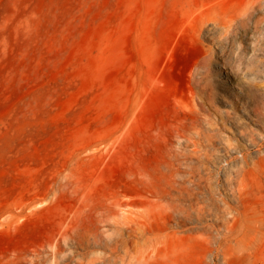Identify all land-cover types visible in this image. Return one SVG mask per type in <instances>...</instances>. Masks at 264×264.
<instances>
[{
    "label": "rangeland",
    "instance_id": "obj_1",
    "mask_svg": "<svg viewBox=\"0 0 264 264\" xmlns=\"http://www.w3.org/2000/svg\"><path fill=\"white\" fill-rule=\"evenodd\" d=\"M0 264H264V0H0Z\"/></svg>",
    "mask_w": 264,
    "mask_h": 264
},
{
    "label": "bare ground",
    "instance_id": "obj_2",
    "mask_svg": "<svg viewBox=\"0 0 264 264\" xmlns=\"http://www.w3.org/2000/svg\"><path fill=\"white\" fill-rule=\"evenodd\" d=\"M231 26H232V25H229V26L227 25V26H226L227 28H229L228 31L226 32V36H228L229 32L231 31V29H230V28H232ZM230 48H231V47H230ZM32 208H33V206H32ZM37 208H38V207H37ZM29 210H30V209H29ZM34 210H35V209H34ZM31 211H32V210H30L29 212L31 213ZM32 213H33V212H32ZM25 218H27V217H25ZM22 219H23V218H22ZM23 220H24V219H23ZM67 242H68V241H67ZM52 246H53V245H52ZM57 249H58V248H57ZM56 251H57V250H56Z\"/></svg>",
    "mask_w": 264,
    "mask_h": 264
}]
</instances>
